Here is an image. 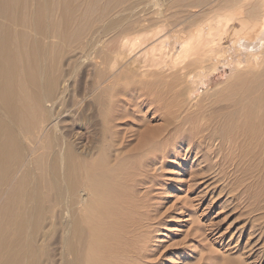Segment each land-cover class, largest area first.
<instances>
[{
	"label": "bare ground",
	"instance_id": "obj_1",
	"mask_svg": "<svg viewBox=\"0 0 264 264\" xmlns=\"http://www.w3.org/2000/svg\"><path fill=\"white\" fill-rule=\"evenodd\" d=\"M97 1L58 0L56 5L54 0H0V184L11 181L14 169L19 164L24 165V162L21 163V152L26 154V160L30 162L29 157L39 150V146L40 149H43L42 135L48 139L54 132L53 130L59 131L60 120H63L66 114L76 108L84 99L91 96L110 77L122 75L126 71L130 75V81L125 78L127 83L129 82L128 84L133 85L132 83L135 82L137 85L142 80L138 78L145 80V77L149 79L157 77L159 78L157 80L164 77V80H161V83L164 84L167 78L160 71L165 70L164 74L167 76L169 72L166 70H170V72L171 70L178 71V68L185 70L193 65H197L200 71L196 74L180 72V75L177 76L178 79L175 78L179 83L178 81L176 83L186 86L184 88L181 85V88L177 84V87L174 86L175 88H170L173 85L169 87L170 92L166 90L168 93L174 92L173 98L171 94H169L171 98L168 95L171 99L170 103L166 100L168 97L164 98L160 94L170 85L169 79H173L171 78L173 74L171 73V77L169 74L167 79L169 85L166 87L167 83H165V88L163 86L162 88L158 81L157 89H163L159 95L164 100L157 97L167 101L166 107L176 108L171 111L167 109L169 111L163 117L164 128L160 135H151L147 128L138 132V143L131 150V156L123 155L120 151H116L117 155L114 156V159L109 155V146L112 143H108L109 146H107L106 136L112 135L110 140L117 137L113 125L115 120L109 119V116L113 115V111L115 112L112 110L111 104V107L109 106L110 99H107L108 102L106 100L103 102L104 104L108 103L107 106L112 111H108L105 106L106 112L104 109V113H101L104 120H102V138L99 140L101 146L99 147L97 144L99 147L97 151H94L93 146V149L91 146L90 148L84 147L80 142V137H77L76 134L72 135L69 130L62 131L61 135H53L52 143L56 142L58 149L36 157L32 163L37 169L46 166L49 175L47 187L54 193L48 194L50 197L48 206L44 208L42 214L38 216L35 214L32 221L26 222L25 219L24 221L13 220L11 223L9 221L0 230V234H6L9 226H13V234L17 236L11 245L9 243L5 245L4 239L1 241L0 252L9 250L6 259L1 264L19 262V254L23 250L21 240V229L23 230V228L30 240L29 247L32 253L38 248V240L42 238L46 249L45 264H72L73 261L77 264L83 256L82 250L85 244L82 237L84 231L89 234L91 247L93 251H96L95 241L103 235L101 232L105 228L100 223L99 217L101 216L107 220L110 235L104 239H98V247L105 250L106 254L110 253L111 264H143L146 262L148 258L144 255V244L147 235L144 227L145 225L150 226V216L143 212L145 197H137L134 189L136 185L145 184L142 179L147 177L151 163L154 164L158 158L164 159L166 155L171 154V150L165 146L171 140L179 144L178 146L173 144V151H175V146L182 147L186 144L184 156L191 158L193 154L192 159L194 160H191L196 162V166H200L201 169L207 168L203 172L191 173L192 179L196 181L194 184H197L198 188L205 185L204 193L197 196L200 200L205 197V194H211L213 202L219 203L217 200L221 193H217V190L226 177L225 167L231 168L234 176L241 174V178L252 180L255 178L253 164L264 165V122H256V120H264V0H260L261 12L252 24L247 23L243 18L240 19L238 10H234L194 27L189 36L184 38L167 36L162 33L161 29L153 30L146 37H134L122 41L111 62V68H109V70L112 69V72L109 71L112 75L99 83L98 80V85L90 84L81 99L82 101H77L79 90L74 88V84L72 85L75 80L73 77H76L74 74L77 73L74 65L81 66V59L90 53L85 49H80L79 55H76L73 50L70 52L63 50L62 46L67 41L72 47L80 37L90 34V32L86 33V28L80 27V17H87V13L97 12L98 19H101L100 23H104L105 27L110 26L109 14L111 11L120 4L127 3L128 0H110L101 10H91L90 8H94ZM147 1L151 6L156 5L155 0ZM87 4L86 8H82ZM55 7H57L59 18L54 15ZM160 11L161 9L156 8L154 14L158 15ZM177 14L181 15V12L179 11ZM236 20L241 23L242 29L240 32L233 31L231 33L230 25ZM96 35L94 39L99 41L102 38H107L108 32ZM92 36L93 34H90L89 37ZM228 38L230 44L225 45ZM45 40L49 41L45 42ZM148 41L153 43L150 42L151 44L145 47L144 44ZM18 44H21L20 50L17 48ZM46 52L60 55L59 68L51 71L48 70L47 65L41 62L40 55ZM64 66L68 69H64ZM226 70L229 72L227 82L231 81L229 84V105L216 102V99L210 101L207 106H204L201 100L199 102L197 99L195 102V92L200 90V86L205 84L206 79L212 78L220 71L225 74ZM158 72L163 77L156 75ZM123 78H119L117 81ZM123 81H119V84H121V88L125 89V86L122 85ZM116 82L114 81V83ZM123 84L125 85V83ZM158 84H153V87ZM112 86L109 87L118 88L116 85V87ZM150 86L148 84L147 89ZM109 87L106 89H110ZM121 88L120 91H126ZM116 90L118 91V89ZM252 91L253 97L250 95ZM109 92L111 93L112 89ZM156 92L157 95L160 91ZM149 94L147 95L150 96ZM247 94H249L246 97L247 100H243V96ZM99 97L98 95L97 99ZM112 97L114 98V96ZM145 98L147 99V97ZM100 99H98L99 103L103 101ZM159 99L157 98L156 101ZM162 100L160 102L163 105ZM115 101L111 103L114 104ZM194 102L196 105L192 109ZM148 103L150 104V102ZM245 103H247L249 114L260 113V117L246 120L243 124L244 130L236 126V121L233 123V120H230L224 124L222 120L217 119L218 115L228 111L229 107L234 109ZM58 107L62 110H59ZM78 116L80 115L78 114ZM38 119L43 121L40 129L35 131L31 120ZM13 120H20L16 123L21 127ZM255 124H260V126L262 124L259 132L251 131L255 129ZM139 178L141 180H138ZM17 181L22 183L24 176H20ZM247 189L248 187L244 186L245 192ZM32 194L34 193L32 192ZM117 199L120 201V209H124L121 219L125 224H128V226H124L125 228L122 227L125 234L124 240L115 234V231L119 229L116 224L117 220L115 218L110 220L113 217ZM90 203H94L98 208L102 207L99 217L97 216L99 221L95 224L97 220L93 209L88 216V219H92L90 224H84L82 228L80 221ZM11 205L9 203L7 209L9 213L12 212L13 206L11 207ZM192 205L188 204L187 207L192 208ZM19 211H26L25 203L23 207L19 208ZM261 211H264V199L262 202L256 201L251 207L253 213ZM189 213L191 212L189 211ZM262 228L264 229V225ZM254 230L255 228L250 222L248 235L250 242L246 246L249 247V253L254 251L253 248L255 249L257 246L256 241L253 242L250 239ZM73 232L74 234H72ZM134 233H136L137 239L133 249L129 237ZM236 234L238 233L235 231L231 232L230 239ZM240 236L241 232L238 239ZM217 238L222 240L220 236ZM53 245H59L61 248L60 253L56 256L52 250ZM68 256L70 259L67 261ZM258 259L250 256L247 258V262L248 264H262V257Z\"/></svg>",
	"mask_w": 264,
	"mask_h": 264
},
{
	"label": "rangeland",
	"instance_id": "obj_2",
	"mask_svg": "<svg viewBox=\"0 0 264 264\" xmlns=\"http://www.w3.org/2000/svg\"><path fill=\"white\" fill-rule=\"evenodd\" d=\"M109 1L110 0H98L94 4L95 7H91L90 9H95L96 11L101 10ZM155 1V6H151L147 0H128L127 3L120 4L109 14L112 25L110 24V26L107 25L106 27L104 26V23H100L101 19H98L99 16L97 15V12L93 14L87 13V17H80V27L86 28V33L90 32L93 36L89 37L90 34L88 36L83 35L79 40L73 43L72 47H70V43L67 41H65V47L62 46L63 50H66L67 52L73 50L76 55H79L80 49H85L90 53L81 59V66H78V64L74 65L77 73L76 75L74 74L76 77H73L75 80H73L72 85L74 84V88L79 90L77 101H82L81 99L86 94L87 88L90 84L98 85L100 81L103 79L107 80V77L112 75V69L109 70V68H111V62L119 50L120 43L124 40L134 37H146L151 34L153 30L161 29L162 33L167 36L184 38L189 36L194 27L206 23L212 18L224 13L238 10L239 18H243L247 23L252 24L256 21L261 12L260 0ZM54 2L55 4H58V0H54ZM87 6L88 4L82 8H86ZM56 8L57 7L54 8V15L59 18V13L56 11ZM156 8L161 9L158 15L154 14L156 13L154 12ZM179 11L181 12V15L177 14ZM91 16L93 17L91 18ZM230 29L232 30L231 33H233V31L240 32L242 29L241 23L237 20L233 21L230 25ZM102 32H108L107 38H102L99 41L94 39V37L97 36L96 34ZM48 41L49 40H45V42ZM150 42L151 41L146 42L144 46L146 47L153 43ZM228 44H230L229 38L226 40L225 45ZM18 45L17 48L20 50L21 44ZM40 58L41 62L47 65L48 70L54 71L60 66V55H58V53L46 52L45 54H41ZM118 60L120 61L119 58ZM60 68L62 69V65ZM64 69L68 68L64 66ZM177 70L178 71L171 70V72L170 70H166L169 72H166L167 76L164 74L165 70H163V72L160 71V73H163L162 75L167 79L171 77V73L173 74L171 77L173 79H169L170 85L168 84L167 79L165 82L162 81L164 84L167 83L165 85L166 87L169 85L167 87L168 89H164L165 93L162 92L163 95L161 91L165 86L161 83V80H164V77L161 76L159 72L156 75L163 77L160 78L161 80H157L159 79L157 77L155 79H151L150 77V79L153 80V83L151 84V80L147 77L145 78L147 80L149 79L148 81L146 79L145 81L144 78H138L140 80L142 79L141 83H138L140 85H136L135 82L132 83L133 85L128 84L129 82L127 83V80L130 81V75L126 71L123 73L125 75L119 74L121 75H118L119 78L125 76L119 81L126 80L125 78H127L126 81H123L125 85L122 83L123 87L125 86V89L121 88L122 86H120V82L117 81L119 79L118 76H114L115 79H112L114 78L113 76H109L111 79L108 78L111 82L108 80L109 83L107 81L100 85L91 96L84 99L76 108L70 110L63 120H60L59 131L53 130L54 132L50 134V138L48 139L42 135L41 140H43V149H40L41 147L39 146V150L29 157L31 159L30 162L26 160V154L21 152V163L24 162V165L21 166V164H19L14 169L13 179L11 178V181L0 184V230L3 229L9 221L10 223L13 220L24 221L25 219L26 222H28V220L32 221L35 214L37 216L42 214L44 208L48 206V201L50 200L48 194L54 193L47 187V182L49 180V178H47L49 177L48 170L46 166L37 169L32 161L42 154L44 155L45 153H50L51 150L58 149L56 147V142L52 143L53 135H61L62 131L66 132L69 130L72 135L76 134L77 137H80V142L84 147L88 146V148H90L91 146V149L94 147V151H97L101 146L99 140L102 138L101 129L102 120H104L101 113L103 114L106 112V108H104L105 106L108 111L111 110V106L112 110H115V112L113 111L112 113L113 115L109 116V119L115 120L113 125L116 130L115 136L117 137L112 138V140L114 139V141H112L110 140L112 135L109 137L108 134L105 139L107 144L112 143L111 146L106 144L109 146L110 152L109 149H107L112 159H114V156L116 157V151H120L123 155L131 156L130 152L138 143L137 138H139V136L137 137V135H139L138 132L141 130L147 128L151 132V135L154 136L163 133V121H165L163 117L167 115L165 114L169 111L167 109H170V107H166V100L170 103L169 100L171 99H169V94H171L172 98L174 95V92H172L174 89H172V93H168L167 91L169 90L170 92V88L177 87L179 81L175 78L180 75V72H191L192 74H196L200 71V69L197 68V65L190 66L185 70H179V68ZM228 74L229 72L227 70L225 74L220 71L213 75L212 78L206 79L205 84L200 86V90L195 92V102L198 99V101H203L204 106H207L210 101L216 99V102L229 105L230 99L228 96L229 84L231 81L227 82ZM114 81H117L118 84L117 82L114 83ZM158 81L160 86H163L162 88L157 89L159 87ZM177 81L178 83H176ZM147 82L149 86L151 84L148 89L146 87L148 85ZM113 83L118 86V88H114L113 86L115 85ZM155 83L158 84L156 85L157 87H153V84L155 85ZM181 85L183 86V84H178V86ZM109 86H112L113 88H110ZM108 87L112 89V95H110V89H106ZM120 88L126 91H120ZM116 89H118V91ZM146 89L148 91L151 90L149 91L150 94ZM155 92L159 93L156 95ZM252 93L253 91L250 95ZM159 94L164 96V98L168 97V99L163 101L164 98ZM98 95L100 96L98 99L101 97L103 99V101L100 99V103L97 99ZM248 95L249 94L243 96L242 99L245 100ZM109 96H114V98H112L114 101L116 100L115 103H117L112 104L114 101ZM144 96L147 97V99ZM157 96L161 97L163 100L161 98L159 99ZM253 96L254 95H251V97ZM157 98L159 99L157 100L159 101L158 104L156 101ZM107 99L111 100L109 103V106L110 104L111 106L109 108L107 106L108 103H105L106 105L103 103L104 100L108 102ZM161 100L164 103L163 105L160 102ZM148 102H150L151 105ZM195 102L192 103V109L195 108ZM246 105L247 103L240 104L234 109L229 107L228 111L218 115L217 119L222 120L224 124L228 123L230 120H233V123L236 121V126L239 127V129L244 130L245 127L243 124L246 120H254V118L260 117V113H256L255 115L254 113L249 114ZM175 108L176 107L172 109L174 110ZM58 109L62 110L60 107H58ZM172 109H170V111ZM78 114L80 116H78ZM13 121L16 123L20 120ZM27 121L30 120L27 119ZM31 121L34 125L35 131L39 130L43 120L38 119ZM256 122L262 123L264 120H256ZM16 124L21 127L20 124ZM261 126L260 124H255V129H252L251 131L254 130L255 132H259ZM43 127L45 129L44 125ZM46 131H48V129H46ZM43 133L45 132L43 131ZM97 144H99V147ZM173 144L177 146L179 145L174 140L168 142L165 146L171 150V154L166 155L164 159L158 158L154 164L151 163L149 165L150 170H148L147 177L142 179L145 181V184L142 186L136 185L134 189V193L137 197H145V209L143 212L150 216V226L145 225L144 227L147 235L144 244V255H146V258L148 259L146 262H143V264H248L247 258L250 256H252V258L257 257V259L262 257L261 262L264 264V229L262 228L264 225V211L251 212L252 205L256 201L262 202L264 199V165L253 164V175H255V178L252 180L241 178V174L235 175V177L232 175L231 168L225 167L226 177L220 183L217 190V193H221L217 200L219 203L213 202L211 194H205V197L200 200L197 196L204 191L203 188L205 185L198 188L197 184H194L196 181L192 179L191 173L199 171L203 172L206 171L207 168L201 169L200 166H196V162L192 161L194 160L192 159L193 154L191 158L184 156L186 144L182 147L175 146V151H173ZM259 150L261 152V149ZM176 153L177 156H175ZM20 176H24V181H22V183L17 181ZM16 178L18 179L16 180ZM138 180H141V178ZM244 186L248 187L246 192L244 191ZM209 189L211 191V188ZM32 192L34 194H32ZM112 200L114 201L113 198ZM9 203L12 204L11 207L13 206L11 213H9V210L7 211ZM24 203L26 211H19V208L23 207ZM188 204H193L192 208L187 207ZM188 208H190V210L187 211ZM93 209L95 212L94 216L97 220L95 224L100 218V223L105 227L101 232L103 235L98 239H104L110 235V230L109 226H107V220L102 216L99 217L102 207L98 208L94 203H90L82 216L80 225H82L83 228L84 224H90L92 219H88V216ZM189 211L191 213H189ZM122 213H124V209H120V201L117 199V203L113 209V217L110 218V220L113 218L117 220L116 224L119 229L115 231V234L120 239L122 238V240H124L125 234L123 231L128 224H125L121 219ZM250 222L255 228L250 239L253 240V242L256 241L255 243L257 244L256 248H253L254 251L251 253L248 251L249 247H246L250 242V240L248 241ZM104 223H106V225H104ZM234 231L238 234L230 239L231 232ZM13 232V226H9L6 234H0V243L4 239L5 245L8 243L11 245L17 238ZM21 232L23 250L22 253L19 254V262L15 264H45L46 258H44V256L46 255V249L42 243V238L38 240V248L33 250L32 253L29 247L30 240L25 228H23V230L21 229ZM240 232L241 236L238 239ZM83 233L84 235L82 239L85 244L82 250L83 256L81 257V261L77 264H111L112 256H110V253L106 254L105 250L99 249L98 239L95 241L97 249L96 251H93L89 234L87 231H84ZM72 234H74V232ZM135 235L136 233L130 234L131 237H129L133 249L136 243L135 240L137 239ZM219 236L222 237L221 241L217 238ZM72 241H74V239H72ZM52 250L53 253L55 252L56 256L60 253L61 248L59 245H53ZM8 252L9 250L0 252V264L6 259ZM69 259L70 257L68 256L66 260L68 261ZM72 264H75L74 261Z\"/></svg>",
	"mask_w": 264,
	"mask_h": 264
}]
</instances>
